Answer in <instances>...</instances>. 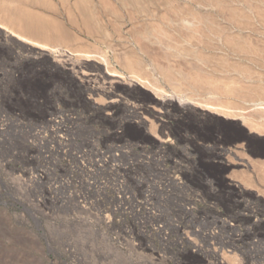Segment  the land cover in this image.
Wrapping results in <instances>:
<instances>
[{"label": "rangeland", "instance_id": "rangeland-1", "mask_svg": "<svg viewBox=\"0 0 264 264\" xmlns=\"http://www.w3.org/2000/svg\"><path fill=\"white\" fill-rule=\"evenodd\" d=\"M49 1L55 13H43L70 33L55 27L61 41L34 40L49 55L0 33V264H264V63L231 53L218 36L220 48L196 45L195 26L187 35L169 26L189 8L244 12L264 40V0H176L184 13L166 25L179 38L147 53L128 24L89 35L78 11ZM93 54L125 83L112 105L58 67ZM133 79L199 108L148 113L149 96L127 86Z\"/></svg>", "mask_w": 264, "mask_h": 264}, {"label": "bare ground", "instance_id": "bare-ground-1", "mask_svg": "<svg viewBox=\"0 0 264 264\" xmlns=\"http://www.w3.org/2000/svg\"><path fill=\"white\" fill-rule=\"evenodd\" d=\"M175 1L176 0H57V2H59L62 6H66V8H68L69 11L70 10H71V12L74 10L78 11L77 13H79L81 16L79 25H81L84 28V30L86 31V34L96 35V36H100L103 38L106 35V33L104 34V32L102 31L104 28L103 27L104 25H109L110 27H112L114 32L116 31V33L117 32L120 33L123 25L128 24V27L127 26L126 27L129 28L130 35H131L132 39H134L135 42H137L136 44H138L140 50H142L144 52L146 51V53H147V51L151 50L152 45L154 46L156 44V45H159L161 47H163L162 45H164V47H165V45H167L168 42L169 43L171 42L170 40L172 38L169 39L168 36L169 37L173 36V38L175 37L174 34L173 35L170 34L171 30H172L171 27L173 29H175L174 32L178 31V33H180V35H182L181 31L184 30L185 34H186L188 32L186 30L190 29V27H192V26H195L194 27V28H196L195 31H198L200 34V36L196 35L197 37H199V39L197 37H195L194 36L195 33L194 34L191 33L190 30H189V32L191 33V35H190V33H188L189 37L188 36L187 37H188V40L189 39L191 40L194 37L195 41H197V42L194 41L196 45L197 44L199 45L198 41L200 40V42L202 43L201 45H204L205 48H206V46H208V47L210 46L209 48L216 49V47L218 48L219 45L216 46L217 43L214 44L211 41V39L214 36H218L219 40L221 42V45L224 48H226L228 51H230L231 53H233L239 57L244 58V60L247 59L248 61H250L252 63H256V64H258L259 62L262 64L264 63V40L262 38L263 33H261L262 31L260 32V30L258 29V25H256V27H253V28H256L258 31L256 29H253L252 27H250L249 26L250 24L247 25L250 18L253 19L252 16L251 17L249 16L250 13L248 15L247 14L245 15L244 12H243V14H242V12L237 14L234 11V10H237V8L236 9L233 8V10H232V11H234L233 13H231V11L230 12L228 11L231 14H229L227 12L228 14H226L224 16L223 14L226 11L223 14H221L220 12H222V10H220L219 12L217 10V13L212 14L211 11H209L211 13H208V12L204 13V12H200L197 10L195 12L193 9H191L193 11L192 12L190 10V8H189V11H185L186 10V8H185L186 6H185V7H183V8H185L183 10V11H185V15H179L178 14L179 12H180V14L181 13L183 14L184 12H182V10L180 8L178 9L175 7V5H174ZM188 1L189 0H185V3L183 2V4L184 5L187 4L186 2H188ZM193 1L196 2L197 0H192V2ZM203 1H205V0H203ZM51 2L49 0H0V14L2 17L1 20L3 19L2 21L5 22V23H0V33H3V35L5 36L6 39H9L11 41H15L18 44H20L26 48H29V50L31 49L33 51L42 53L43 55H49V52H48L49 48L47 49V47H43L44 46L43 44H42L43 46H41V44L38 45L37 44L38 42H36V41L34 42V40H38V41L40 40L41 41L43 39L45 41H49V40H56V39L58 40L60 38V41H61L62 36L59 35L60 37L58 36L59 37L58 38L57 37L58 34L55 35L56 32H54V31H57L58 29H55V30H53V29L55 27L56 28L61 27L62 28L61 30L63 31V29H65L64 24L61 21H59L58 19H56L54 17H48V16H46L47 14L43 13V12H52V11H54V13H55V10H54L55 7ZM198 2H200V1L198 0ZM184 5H182V6H184ZM182 6H181V8H182ZM225 6H227V5H225ZM150 7L152 8V10ZM227 8H228V6H227ZM257 8H259V7H257ZM187 10H188V8H187ZM258 13L260 16H261V14H262V16H264L263 15L264 13L260 14V12H256V14H254V15H256L255 16L256 18L259 17V16H257ZM72 14H73V12H72ZM175 14H178L179 16H178V18L175 17L176 20L173 18L175 20V23L172 22L173 23V26H172V24L170 25V23L168 21H170L171 15L175 16ZM221 18L223 20H225V19L229 20L230 25L225 27L227 24H224V26H223L221 21L218 22ZM263 19H261V21ZM69 20H71L73 23L76 22V19L73 18V16ZM261 21H259V23L262 25L264 20L262 21V23H261ZM167 22L169 23V26H171V27L168 26L169 29L167 28V25H166ZM219 23L222 25H220ZM174 24H175V26H174ZM252 24H255V23H253V21H252ZM252 24H251V26H252ZM253 26H255V25H253ZM228 29H230V30L234 29L235 32L230 33ZM122 30H123V28H122ZM234 30H232V31H234ZM64 31H63V33L62 32L61 33L64 34L66 32V31L65 32ZM125 31H127V30H125ZM184 31H183V33H184ZM59 32H60V30H59ZM105 32H107V31H105ZM174 32H172V33H174ZM61 33H59V34H61ZM69 34L70 33H68V35H67V33H65V36L66 35L69 36ZM192 34H193V37H192ZM175 35L177 36V34H175ZM186 35L183 36L184 39L186 38ZM258 35H261L262 37H258ZM65 36H64V38H65ZM64 38H63V40H64ZM69 38H68V40H69ZM175 38L178 39L179 37L178 38L175 37ZM196 38L198 40H196ZM259 38H262V40H260ZM178 41H180V39ZM173 43L171 42L170 46ZM208 47H207V49H208ZM220 47L221 46H219V48ZM256 47H259L260 49L259 48L257 49ZM51 48H53V50L51 49L52 51H54V49H59V50L62 49L60 46H57L56 48L55 47H51ZM254 49H255V51H254ZM256 49H257V51H256ZM258 50L262 51L263 54H261V53L259 55L256 54V53H258ZM77 51H79V50H77ZM211 52H215V51H211ZM71 53H73V52H71ZM81 54H82V52H81ZM81 54H79V55H81ZM92 56H95V57L93 58ZM96 57L97 56L94 54L88 55V58L83 57L82 59L80 58L81 60L79 59V61H77V62H76V60L70 62L71 64H70L69 68H67L63 64H60V66H58V67L64 71H66V70H68L69 72L71 71V73L74 76H76L80 82H83L84 84L86 83L85 81L88 79V81H87L88 84L87 83L86 84L88 85L87 87L89 88L90 93L96 94V95H98V94L104 95L106 97V100L104 102L105 105L106 104L112 105V104L119 101V99H117L116 95H115L116 89H119L120 86H122V85L124 86L125 83L122 80V76L120 74H118L115 70L108 69L109 60L107 58H105V57L100 58L99 57L100 59H97L98 57L97 58ZM224 59H225V57H224ZM227 59H228V57H227ZM132 62L133 63L129 62L127 64L130 66L137 65V62H134V61H132ZM235 62H236V65L240 64V62H238V61H235ZM64 63H65V61H64ZM245 63H246V61H245ZM138 64H139V61H138ZM230 64H232V63H230ZM84 65L87 66L88 71L80 70L81 67H83ZM225 65H227V64H225ZM234 66H232L233 68L232 67H230V68L235 70ZM244 66H245V68H244ZM244 66L243 67L239 66L243 70L242 69L240 70V68H238V70H240V72L243 71L240 74L247 75L246 71H248V70L251 71L252 70L251 68H253V66L251 68H249L250 65L249 66L244 65ZM221 67H222V65H221ZM227 69H229V68L227 67ZM232 69H230V70H232ZM238 70H235V71H238ZM169 71L170 70L166 69V72H169ZM250 71H248L249 74H250ZM227 72H228V70H227ZM254 73H257V72L255 71ZM179 74H180V72H179ZM186 75H188V74H186ZM261 75H262V73H261ZM250 76H251V74H250ZM171 77L172 76L170 75V79H171ZM244 77H246V76H244ZM249 78H251V77H249ZM74 79H76V78H74ZM90 80H93L92 83L90 82ZM141 81H142V79H141ZM144 82H147V81L144 80ZM246 83H248V82H246ZM127 86L129 88L139 89L140 91H142L143 93H145L149 96L150 104L146 103L148 105L147 106L148 109H144V111H146L148 113L159 114L163 109H166L170 105L176 106V107H179L182 109H195L194 107L199 108L198 106H196V105L194 106L190 103L182 104V103H180V101L178 102L172 98L158 97L154 93H152V91L148 88V86L141 84L140 82H138V80L136 81L133 79V82L128 83ZM150 86H152V85H150ZM259 86L261 87V85H259ZM254 87H255V84H254ZM254 87H253V89H254ZM235 90H237V89L235 88ZM238 90H239V88H238ZM239 91H241V90H239ZM91 98H93V96ZM101 103H102V101H101ZM201 110L203 112L198 114V116L196 115L197 116L196 118L200 119V121L206 114L210 113L208 111V109H206V108H203ZM142 112L140 113L141 119L143 117H145V115H143ZM249 133H252V131H249ZM239 159L246 161L245 159H242V158H239ZM239 174L246 180V178H247L246 175H243L242 173H238V175ZM238 175H237V177H238ZM219 263L220 264H226V263H224V261L222 259L219 261Z\"/></svg>", "mask_w": 264, "mask_h": 264}, {"label": "built area", "instance_id": "built-area-1", "mask_svg": "<svg viewBox=\"0 0 264 264\" xmlns=\"http://www.w3.org/2000/svg\"><path fill=\"white\" fill-rule=\"evenodd\" d=\"M175 181H176L178 184H182L180 178H175ZM145 204H147V207L145 206ZM148 205H149V206H148ZM143 206L147 208L148 213L155 214L154 211L152 210V207L150 206V204H148L147 202H144ZM158 227H160V226L158 225Z\"/></svg>", "mask_w": 264, "mask_h": 264}]
</instances>
